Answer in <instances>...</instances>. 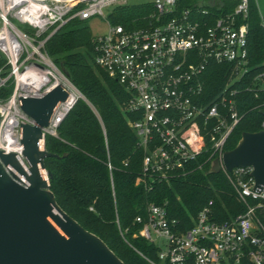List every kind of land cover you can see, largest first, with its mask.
Segmentation results:
<instances>
[{"label":"built area","instance_id":"2783aa9c","mask_svg":"<svg viewBox=\"0 0 264 264\" xmlns=\"http://www.w3.org/2000/svg\"><path fill=\"white\" fill-rule=\"evenodd\" d=\"M126 1L0 0V87L8 81L13 85L8 96L0 97V151L21 155L20 125L33 124L19 98L42 97L56 86L66 90L67 98L43 129L52 136L76 101L85 99L46 52L50 36L71 19L107 18L105 8ZM181 1L187 4L179 7ZM225 1L235 4L215 14L210 7H223L214 0H154L139 25L108 21L104 34H92L95 65L127 93L120 109L133 116L127 123L143 151L135 183L149 191L155 183H168L217 159L244 207L217 221L210 199L183 229L181 221L168 217L165 203H148L145 214L135 218L139 228L133 236L157 246L158 261L147 258L150 264H264V190L255 187L251 166L228 171L222 163L225 143L242 117L235 85L248 70L250 0ZM210 63L228 71L222 90L207 99L202 74ZM255 80L264 89V71ZM106 165L111 174L113 165L109 160Z\"/></svg>","mask_w":264,"mask_h":264},{"label":"trees","instance_id":"16d2710c","mask_svg":"<svg viewBox=\"0 0 264 264\" xmlns=\"http://www.w3.org/2000/svg\"><path fill=\"white\" fill-rule=\"evenodd\" d=\"M214 2L223 7H210L215 14L227 12L235 4ZM184 4L187 2L181 1L178 6ZM150 10L140 4H124L114 7L107 18L112 24L131 28L139 25ZM245 22L248 70L235 85L242 117L229 135L225 150L233 149L243 132L259 131L264 115V89L255 80L264 71V28L254 0L249 1ZM45 49L58 67L63 63L85 98L78 99L59 124L57 136L45 137L46 150L57 155L44 159L45 168L51 172L50 190L63 211L98 236L125 264H150L147 258L158 261L157 246L133 236L139 228L135 218L145 214L148 203H165L168 217L181 221L183 229L192 224V218L210 199L217 221L243 212L222 172H209L210 163L168 183H155L149 191L135 183L143 151L135 146L136 135L127 123L133 116L120 109L127 93L95 65L92 32L86 20H69L50 36ZM227 71L223 64L206 67L202 80L207 99L222 90ZM12 88L8 81L0 87V97L8 96ZM108 160L114 167L111 174Z\"/></svg>","mask_w":264,"mask_h":264},{"label":"water","instance_id":"95a60500","mask_svg":"<svg viewBox=\"0 0 264 264\" xmlns=\"http://www.w3.org/2000/svg\"><path fill=\"white\" fill-rule=\"evenodd\" d=\"M60 70L70 79L61 62ZM68 93L56 86L42 97H21V110L33 124H21V155L0 151V264H125L95 234L84 229L57 204L44 159L57 156L45 148L43 131ZM226 170L251 166L255 187L264 190V130L243 132L222 156ZM217 159L209 172L218 173Z\"/></svg>","mask_w":264,"mask_h":264},{"label":"rangeland","instance_id":"374dc122","mask_svg":"<svg viewBox=\"0 0 264 264\" xmlns=\"http://www.w3.org/2000/svg\"><path fill=\"white\" fill-rule=\"evenodd\" d=\"M154 0H127V4H140L143 5L144 8H151L152 2ZM258 11L260 15L263 18L264 21V0H255ZM111 7L104 9V14L108 16V14L111 12ZM87 25L90 27V30L93 35H102L105 33L107 27H108V20L107 18L95 16L88 20H86ZM18 26H21L17 24ZM24 29H27L25 26H21Z\"/></svg>","mask_w":264,"mask_h":264}]
</instances>
